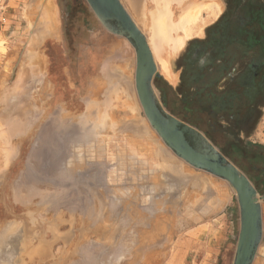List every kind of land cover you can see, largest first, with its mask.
<instances>
[{
    "label": "rangeland",
    "instance_id": "1",
    "mask_svg": "<svg viewBox=\"0 0 264 264\" xmlns=\"http://www.w3.org/2000/svg\"><path fill=\"white\" fill-rule=\"evenodd\" d=\"M58 1L65 37L49 40L39 51L43 1L0 0V264H214L206 250L225 236L230 247L223 264H233L241 227L237 191L178 157L153 129L136 91L133 44L107 30L87 0ZM131 1L121 0L148 39L158 67L155 90L174 114L163 96L178 110L174 91L188 92V83L202 80L198 53L206 49L203 58L212 54L214 59L220 49L219 44L197 49L188 43L206 37L228 2L169 0L167 17L174 22L187 9L198 12L192 37L180 49V26L165 30L155 18L163 0ZM214 1L223 7L218 17L208 5ZM154 46L167 54L172 75L178 74L176 85L166 79ZM263 48L249 53L232 46L230 51L238 52L233 66L220 77L218 58L203 81H216L218 95L243 94L249 61L253 56L264 60ZM259 67L256 95L248 98L255 99V110L247 124L234 121L229 129L227 116H219L223 131L218 137L228 154L198 129L250 178L261 197L264 63ZM235 113L249 112L242 106ZM191 177L200 179L198 184ZM171 182H178L174 191H169ZM261 205L263 236L253 264H264V199ZM157 256L168 260H152Z\"/></svg>",
    "mask_w": 264,
    "mask_h": 264
},
{
    "label": "water",
    "instance_id": "2",
    "mask_svg": "<svg viewBox=\"0 0 264 264\" xmlns=\"http://www.w3.org/2000/svg\"><path fill=\"white\" fill-rule=\"evenodd\" d=\"M99 20L126 37L136 49L135 86L153 129L175 154L191 166L228 181L237 191L241 227L233 264H253L263 236V214L257 188L197 127L167 111L154 87L158 67L148 39L121 0H87Z\"/></svg>",
    "mask_w": 264,
    "mask_h": 264
},
{
    "label": "trees",
    "instance_id": "3",
    "mask_svg": "<svg viewBox=\"0 0 264 264\" xmlns=\"http://www.w3.org/2000/svg\"><path fill=\"white\" fill-rule=\"evenodd\" d=\"M227 2V11L214 25L206 29V37L200 40L193 39L188 43L189 47L197 49L201 48V46L210 47L219 44L220 49L218 55L214 58L215 61L212 54L205 57V59L203 58L208 52L206 49L198 53L195 62L198 63V68L202 73V80L200 83H188V92L185 90H181V92L174 91L175 97H178L180 102L178 110L169 103L168 97L164 95L165 89L158 85V83L157 86L163 91L164 101L169 109L173 110V113L176 111L177 113H175L179 118L204 130L228 154L227 144L225 146L221 137H218V132L223 131V126H221L223 120L219 116L221 114L227 116V122L231 124L229 125V129L232 128L235 122L240 127L247 124L246 117L250 115V112L255 110V99L248 98L254 93L256 95L253 82L256 79V75L259 74V66L261 63H264V60L261 59V61L258 57L253 56L252 61H249L250 71L244 76V79L248 77V80H246L247 83L245 85L244 83L242 85L243 94L233 91L231 94L230 92L227 93L228 96L226 92L223 95H218V91L220 90L219 84H216V81H203V77L212 73L211 71L214 69L216 61L220 58L221 63L217 65L221 70L220 77L233 66L238 52H231L232 46L242 47L244 49L242 51L249 53L256 51L260 46L264 47V0H227ZM239 78L241 79L242 77L240 76ZM160 79L161 77L159 76L157 80ZM227 84L231 85V82ZM239 96H244V99L242 97L243 101L240 100ZM242 106L249 113L245 115L235 113V110H238ZM237 116H239L238 119L236 118ZM241 131L244 130L242 129Z\"/></svg>",
    "mask_w": 264,
    "mask_h": 264
},
{
    "label": "bare ground",
    "instance_id": "4",
    "mask_svg": "<svg viewBox=\"0 0 264 264\" xmlns=\"http://www.w3.org/2000/svg\"><path fill=\"white\" fill-rule=\"evenodd\" d=\"M41 1H43V6H42V8H41V15H40V24L39 25H41V31H42V35H43V37H46V36H52V35H56L58 32H57V27H58V25H60V23H59V16H58V8H57V5H56V2H55V0H41ZM135 1V0H134ZM133 1V2H134ZM160 1V0H159ZM165 1V2H164ZM171 1V0H170ZM169 0H163V4H162V2H160V4L161 5H164L163 6V8L161 7V9L162 10H159V15H157V17H156V15H155V18H157V19H160V25L162 26V27H164V29L165 30H169V29H174V28H177V29H179V26H180V29H182V31L184 32V35H180L179 37H177L176 38V44H177V46H178V48H180V49H182L183 47H184V45L186 44V42H187V40L188 39H190L191 37H192V32H191V26L193 25V23L196 21V18H197V11H195V8H194V10H191V11H188V9L186 10V12L184 13V15L181 17V20L179 21V22H174V21H172V19H169L168 17H167V14H168V12H170V9H169V6H170V2ZM132 2V1H131ZM132 2V3H133ZM158 2V1H157ZM212 2V1H211ZM219 1H217V3L214 1L213 2V4L212 3H210V4H208L209 6H211V7H213V9H214V12H215V15L218 17L221 13H222V6L218 3ZM134 5H135V3H133ZM158 4H159V2H158ZM159 4V5H160ZM136 5H138V4H136ZM144 5V4H143ZM160 5V6H161ZM200 6V5H199ZM144 7V6H143ZM197 7V6H196ZM134 8H135V6H134ZM160 8V7H159ZM158 8V9H159ZM203 8V7H202ZM138 9V8H137ZM197 9H199V8H197ZM132 11V10H131ZM193 11V12H192ZM158 12V11H157ZM153 14H155L154 12H153ZM30 17L33 19L34 18V16H31L30 15ZM30 17H29V15H26V18H28V19H30ZM31 20V19H30ZM58 31H59V28H58ZM37 40H39L37 37H35V39H32V41H31V43L34 45V46H36V44L38 45V43L40 42V40H39V42H37ZM32 44H31V46H32ZM155 47V46H154ZM153 47V48H154ZM156 49H157V47H155ZM154 48V49H155ZM156 49H155V51H156ZM157 52H158V54H159V50L157 49ZM157 52H156V54H157ZM157 54V55H158ZM159 55H161V59H162V62H163V64H164V66H165V74H166V76L168 77V79H170V80H172L173 82H175V80H176V78H175V76H173L172 75V72H171V69H170V65H169V61L170 60H168L167 59V54L165 55V54H159ZM126 80V79H125ZM121 82V81H120ZM125 82V81H124ZM126 85V84H125ZM128 89V88H127ZM100 110V109H99ZM98 113H102L103 114V111L102 112H99L98 111ZM97 113V114H98ZM96 114V115H97ZM105 114V113H104ZM103 114V115H104ZM107 114V113H106ZM102 116V115H101ZM100 115H98V119H97V121L99 120V119H101L102 117H101ZM103 117H106V116H103ZM96 119V118H95ZM103 119V118H102ZM96 121V122H97ZM102 121H104V120H102ZM99 123L101 122V120L100 121H98ZM105 122V121H104ZM95 123V122H94ZM103 123V122H102ZM101 124V123H100ZM100 124H99V126H100ZM106 124V123H105ZM95 125H97L96 123H95ZM102 125H104V124H102ZM101 125V126H102ZM98 126V125H97ZM98 128V127H97ZM89 130V129H88ZM90 130L92 131V130H95V126H94V129H93V125H92V127L90 128ZM89 130V131H90ZM88 131V132H89ZM96 131H97V129H96ZM98 132V131H97ZM95 133V132H94ZM78 134V133H77ZM90 134V133H89ZM88 134V135H89ZM85 136V135H84ZM89 136H91V135H89ZM88 136V137H89ZM83 137V136H82ZM88 137H86V138H84L85 139V142H86V139H89ZM90 138H92V136L90 137ZM81 140V139H80ZM83 140V139H82ZM77 141V140H76ZM78 142V141H77ZM87 142L88 143H90L89 142V140H87ZM87 143V144H88ZM73 144H75L74 143V141H73ZM68 146V145H67ZM73 146V145H72ZM80 148V147H79ZM78 148V149H79ZM71 149V148H70ZM81 150H83L82 148H81ZM71 151V150H70ZM80 152V151H79ZM76 153H78V152H76ZM84 153V152H83ZM79 154H81V153H79ZM78 155V154H77ZM88 155V154H87ZM75 156V155H74ZM80 157H81V155H80ZM63 167L64 166H62L61 168V170H63ZM70 168H72V167H70ZM69 169V168H68ZM72 172H73V170H71ZM63 172V171H62ZM64 172H65V169H64ZM90 172V171H89ZM66 173V172H65ZM78 173H80V172H77V175H78ZM93 173V172H92ZM90 174V173H89ZM68 175V174H67ZM87 176V175H86ZM88 177V176H87ZM187 179V178H186ZM191 179V182H192V180H194V182L195 183H197V180H200V179H197V178H195V177H191L190 178ZM190 181V180H189ZM178 183V182H177ZM177 183H174V182H171L170 183V188H169V191H174V189H176V185H177ZM188 183V182H187ZM198 184V183H197ZM196 186H198V185H196ZM14 232V231H13ZM11 255V254H10Z\"/></svg>",
    "mask_w": 264,
    "mask_h": 264
},
{
    "label": "crops",
    "instance_id": "5",
    "mask_svg": "<svg viewBox=\"0 0 264 264\" xmlns=\"http://www.w3.org/2000/svg\"><path fill=\"white\" fill-rule=\"evenodd\" d=\"M56 4H57V7H58V16H59V23L60 25H58L57 27V34L56 35H52V36H46V37H41L43 38V40L41 41L39 47L37 50H41L42 46L48 42L49 40H62L63 37H64V30H63V19H62V15H61V8H60V5H59V1L56 0ZM33 10V14L35 15L36 13V9L32 8ZM39 29L41 28L40 26L38 27ZM58 28H59V31H58ZM42 29V28H41ZM40 35H42V31L40 30ZM229 240H230V237L228 236H225V238H223V240H221L220 243L217 242L214 243L213 246H211L209 249H207L206 251H209L208 253H210L209 255L212 256L211 259H213V261L215 260V263L216 264H223L224 261L226 259H228V256H229ZM168 241V240H167ZM173 242V240L171 241ZM171 244V243H170ZM168 244V245H170ZM216 247V248H215ZM152 260H160L162 262H164L165 260H168V257L166 258H162L161 256H157V258H153ZM161 264H164V263H161Z\"/></svg>",
    "mask_w": 264,
    "mask_h": 264
},
{
    "label": "flooded vegetation",
    "instance_id": "6",
    "mask_svg": "<svg viewBox=\"0 0 264 264\" xmlns=\"http://www.w3.org/2000/svg\"><path fill=\"white\" fill-rule=\"evenodd\" d=\"M99 19V18H98ZM101 22V21H100ZM102 23V22H101ZM102 25L105 27V28H107L103 23H102ZM63 30H64V28H63ZM107 30H109L108 28H107ZM110 31V30H109ZM110 32H112V31H110ZM112 33H114V32H112ZM114 34H116V33H114ZM117 35H119V34H117ZM120 36H122V35H120ZM64 37H65V31H64ZM166 75V74H165ZM174 75H175V78H176V80H175V82H173L172 80V82L166 77V79L167 80H169L173 85H176L177 84V82H178V74L177 73H175L174 72ZM18 248L17 247H15V249H14V247H13V249H11V250H17Z\"/></svg>",
    "mask_w": 264,
    "mask_h": 264
}]
</instances>
